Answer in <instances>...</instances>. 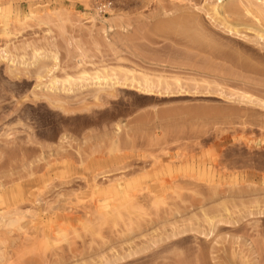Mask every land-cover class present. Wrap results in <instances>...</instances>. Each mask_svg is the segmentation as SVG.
I'll use <instances>...</instances> for the list:
<instances>
[{"label":"rangeland","instance_id":"374dc122","mask_svg":"<svg viewBox=\"0 0 264 264\" xmlns=\"http://www.w3.org/2000/svg\"><path fill=\"white\" fill-rule=\"evenodd\" d=\"M244 2L0 0V264H264V19Z\"/></svg>","mask_w":264,"mask_h":264},{"label":"bare ground","instance_id":"6f19581e","mask_svg":"<svg viewBox=\"0 0 264 264\" xmlns=\"http://www.w3.org/2000/svg\"><path fill=\"white\" fill-rule=\"evenodd\" d=\"M220 1V0H219ZM244 12L252 17L253 19L257 20V22L261 19H264V0H244ZM241 2V1H240ZM239 3V1H238ZM243 3V2H242ZM220 5H221V2H219L218 5H214L212 7V13H213V16L210 17L211 20L214 19L213 17H217L219 16V8H220ZM211 16V15H210ZM215 20V19H214ZM172 25V24H170ZM168 25V26H170ZM220 25V24H219ZM223 27V26H222ZM235 27V26H234ZM232 26H224V30H226L227 33L231 34V35H236V36H241L240 32L234 28ZM167 28V27H165ZM258 28V27H257ZM255 32V31H254ZM256 38L259 39L260 41H262L264 43V30H259L257 33H256ZM263 46V45H262ZM40 55H38V52H35L34 54V57L31 61L33 62H36L38 60ZM55 55H53L52 57V60L54 61V63L57 61V57H54ZM7 58V56H6ZM6 58H4V60H6ZM13 62V60H11ZM14 63V62H13ZM57 63V62H56ZM81 64V61L79 62V65ZM57 65V64H56ZM56 65L55 67L53 66V69L51 70V73L53 74V71L56 70ZM246 66V65H245ZM248 67V66H247ZM250 68V67H249ZM127 74V73H126ZM84 76H86L85 73L81 74V76L79 78L76 79V81H81L84 79ZM128 76V75H127ZM109 77V76H108ZM107 76L103 75V74H100V73H96L94 75V77L92 78V81H95L94 84L98 87H100V89H102L104 86L108 87L109 84H111V86L109 88H116V87H128L129 89L130 88H134L136 89L137 91L139 92H142V93H145V94H153V93H159L161 90H164L165 92L166 91H170V85L168 84H165V86H163L164 84L160 85L161 83L158 81L157 84L153 83L151 81V79H149L148 77L146 78L145 76L141 75V77H143L141 79L139 78H136L135 77H131V78H125V79H120L119 80V77L116 78V79H112V78H108ZM115 78V77H114ZM124 78V77H123ZM72 78H69V79H66L64 81H59L55 78L52 79L48 89L50 91H54V90H57V86L60 87V91H63V92H67V91H70L72 89V87H74L75 85H77L75 83V80H73ZM163 82V81H162ZM166 82V81H165ZM168 83V82H167ZM172 85V83H171ZM163 88H162V87ZM174 86V85H173ZM175 87V86H174ZM178 89V88H177ZM176 89V90H177ZM174 90V88H173ZM181 90V89H180ZM178 92H182V91H178ZM167 93V92H166ZM243 98H246V97H243ZM247 99V98H246ZM256 102V101H255ZM264 105V103H262ZM261 104V105H262ZM13 220H11L10 222H7L5 223V226H11L13 223ZM12 223V224H11ZM16 223V221L14 222V224ZM3 224V223H2ZM212 229V228H211ZM121 259V258H120Z\"/></svg>","mask_w":264,"mask_h":264}]
</instances>
